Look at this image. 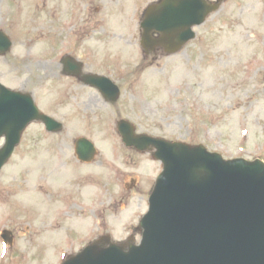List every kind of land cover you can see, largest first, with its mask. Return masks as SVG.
Instances as JSON below:
<instances>
[{"label": "rangeland", "instance_id": "rangeland-1", "mask_svg": "<svg viewBox=\"0 0 264 264\" xmlns=\"http://www.w3.org/2000/svg\"><path fill=\"white\" fill-rule=\"evenodd\" d=\"M10 9L6 0H0V27L12 40L10 52L0 57V71L10 73L5 80L13 87L24 84L30 88L38 83L35 73L50 71L58 63L62 37L50 34L35 37L32 34L20 33L25 26L32 23H21L23 19L29 18L19 17L18 24H11ZM125 13L134 19L138 17V14L133 17V9ZM205 29L208 31L209 41L205 48V59H200V53L194 44H189L179 54L166 60L167 64L162 67L143 71L131 70L127 73L132 80L137 79L132 81V85L125 84L122 92L124 101L130 102L135 110V114L130 116L136 123H140L139 129L142 131L190 143L201 142L209 150L218 151L225 158L242 156L264 160V0H226L221 11L208 20ZM135 55L137 58L136 53ZM115 72L119 73L116 70ZM54 89L46 86L40 90L36 100L41 102L42 107L58 109V93ZM92 127L85 120L75 123L71 136L88 135L99 149L104 148L99 152L101 156L97 159L114 162L115 168L122 171L120 160H111L113 149L108 147L109 143L115 140L114 131L111 132L115 136L110 131H95ZM32 135L33 131L28 129L17 148L18 153L14 161L17 166L8 170L3 177L0 176L2 190L8 191L1 193L0 189V193L11 209L13 192L9 184L14 182L13 178L18 175L34 176L36 179L39 175H46V185L53 199L58 194L62 176L60 177L61 167L57 155L52 154L53 150H50L49 154L46 151L45 156L42 148L36 151L28 148V139ZM117 150L114 148V151ZM145 156L140 157V172L142 175L152 174L158 166L155 167L157 164L148 160L149 156L142 161ZM8 166L7 163L3 170ZM77 173L82 172L78 169ZM118 178L122 179L123 176ZM154 178L155 176L151 175L145 180L149 182ZM90 189L82 188L83 194L77 199L84 209L91 207L88 201ZM119 189V186L114 185L111 193L99 192L94 206L98 204L97 198L104 204L110 198L112 201L118 200V193H121ZM30 190V184L22 187V191ZM19 192L15 197L17 200L21 196ZM51 194L50 200L43 204L44 210L49 213L44 218L39 216L35 222L56 224L58 220L55 218L60 217L62 210L72 202L69 198H66V203L53 201ZM20 202H23L22 196ZM136 205L140 206L141 203L137 202ZM6 208V205L0 206V229L10 227L21 219L19 217L18 220L9 222V211ZM107 211L106 215L99 214L101 220H111L112 211ZM78 215L79 213L75 214L76 217ZM12 217L15 218L16 214ZM84 222H93V219L88 218ZM111 223L113 224L107 225V230L114 227L115 231H120L117 228L119 224L114 225L117 222L111 220ZM86 232L87 230H84L83 233ZM54 234L55 232L48 229H40L39 235L31 238L20 234L15 239L13 250L23 253L21 264H58L59 257L64 253L62 247L69 244L62 243V240L55 242ZM56 243L59 248L53 251ZM0 261H3V258ZM10 261L19 264L16 258H10Z\"/></svg>", "mask_w": 264, "mask_h": 264}, {"label": "water", "instance_id": "water-1", "mask_svg": "<svg viewBox=\"0 0 264 264\" xmlns=\"http://www.w3.org/2000/svg\"><path fill=\"white\" fill-rule=\"evenodd\" d=\"M9 43L0 36V50ZM0 117L14 138L33 117L32 105L9 95L0 102ZM161 143L158 156L166 170L158 181L156 210L143 221L142 244L129 253L91 246L64 264H261L258 254L246 249L255 229L264 227L260 164L252 165L240 185L227 165L212 161L201 148ZM237 217L248 222L234 224Z\"/></svg>", "mask_w": 264, "mask_h": 264}, {"label": "flooded vegetation", "instance_id": "flooded-vegetation-1", "mask_svg": "<svg viewBox=\"0 0 264 264\" xmlns=\"http://www.w3.org/2000/svg\"><path fill=\"white\" fill-rule=\"evenodd\" d=\"M72 1H75L79 4L80 3L87 4V0H72ZM156 1H159V0H150V3L156 2ZM112 3L115 5V11H121L120 5L122 3V0H114ZM71 10H73V8L65 7L63 9V12H62L63 17H62L60 33H62V42L63 43L67 42V39L69 36L85 37V36H91L92 33L95 32L94 29H89L90 27H93L91 25L89 28L85 27V28L81 29L80 32L83 31V33H80L79 32V25H80L82 19H79L78 17L73 16V13ZM120 27H124L123 23L120 25ZM113 35H116V34L113 33ZM118 35H119V37H130L131 36L130 32L127 30H124V29L120 30L118 32ZM90 101H91V103H95V101L92 98L90 99Z\"/></svg>", "mask_w": 264, "mask_h": 264}]
</instances>
